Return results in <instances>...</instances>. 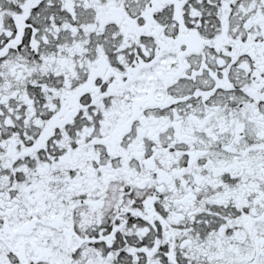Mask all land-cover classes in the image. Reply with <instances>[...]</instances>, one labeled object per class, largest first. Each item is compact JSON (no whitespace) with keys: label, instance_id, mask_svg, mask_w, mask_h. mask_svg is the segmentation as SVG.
<instances>
[{"label":"snow or ice","instance_id":"6c2138e0","mask_svg":"<svg viewBox=\"0 0 264 264\" xmlns=\"http://www.w3.org/2000/svg\"><path fill=\"white\" fill-rule=\"evenodd\" d=\"M0 264H264V0H0Z\"/></svg>","mask_w":264,"mask_h":264}]
</instances>
